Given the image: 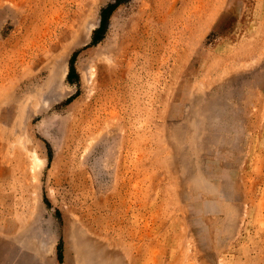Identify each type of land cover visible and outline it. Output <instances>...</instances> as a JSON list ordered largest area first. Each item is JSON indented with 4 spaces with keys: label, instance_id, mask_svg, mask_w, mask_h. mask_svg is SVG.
I'll use <instances>...</instances> for the list:
<instances>
[{
    "label": "rangeland",
    "instance_id": "obj_1",
    "mask_svg": "<svg viewBox=\"0 0 264 264\" xmlns=\"http://www.w3.org/2000/svg\"><path fill=\"white\" fill-rule=\"evenodd\" d=\"M60 241L264 264V0H0V264Z\"/></svg>",
    "mask_w": 264,
    "mask_h": 264
},
{
    "label": "trees",
    "instance_id": "obj_2",
    "mask_svg": "<svg viewBox=\"0 0 264 264\" xmlns=\"http://www.w3.org/2000/svg\"><path fill=\"white\" fill-rule=\"evenodd\" d=\"M115 7H116V3L110 4V5L101 9V22H100L99 28H97L94 31V35H93V41L94 42H96L100 38L99 35L103 31V29L106 27L109 16ZM74 59H75V56L73 55L69 61V72L67 75L68 81H74V80H77V78H78V74H77L76 69L74 67ZM57 260H58L59 264H64L62 241H60L59 244L57 245Z\"/></svg>",
    "mask_w": 264,
    "mask_h": 264
}]
</instances>
